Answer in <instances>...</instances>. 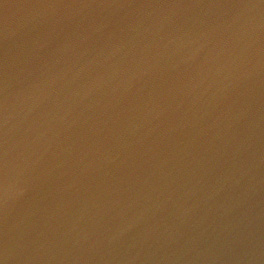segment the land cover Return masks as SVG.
<instances>
[{
	"label": "water",
	"instance_id": "1",
	"mask_svg": "<svg viewBox=\"0 0 264 264\" xmlns=\"http://www.w3.org/2000/svg\"><path fill=\"white\" fill-rule=\"evenodd\" d=\"M0 264H264V0H0Z\"/></svg>",
	"mask_w": 264,
	"mask_h": 264
}]
</instances>
